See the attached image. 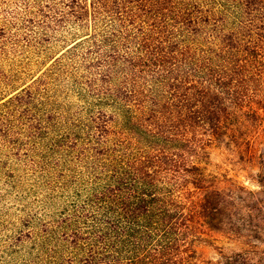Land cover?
I'll use <instances>...</instances> for the list:
<instances>
[{"label":"trees","instance_id":"1","mask_svg":"<svg viewBox=\"0 0 264 264\" xmlns=\"http://www.w3.org/2000/svg\"><path fill=\"white\" fill-rule=\"evenodd\" d=\"M10 2L12 42L65 48L0 98V264H200L211 151L264 130V0Z\"/></svg>","mask_w":264,"mask_h":264},{"label":"rangeland","instance_id":"2","mask_svg":"<svg viewBox=\"0 0 264 264\" xmlns=\"http://www.w3.org/2000/svg\"><path fill=\"white\" fill-rule=\"evenodd\" d=\"M10 1H0V98L31 84L65 48L54 42L42 49L24 40L12 42L13 34L1 30L3 24L18 21L19 5ZM251 135L252 143L239 153L227 146L211 151L210 170L228 194L231 208L225 231L212 232L210 242L200 244V264L236 258L264 262V130Z\"/></svg>","mask_w":264,"mask_h":264}]
</instances>
